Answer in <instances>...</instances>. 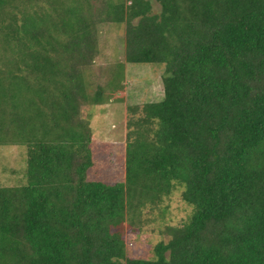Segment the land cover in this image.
Returning a JSON list of instances; mask_svg holds the SVG:
<instances>
[{
    "label": "trees",
    "instance_id": "1",
    "mask_svg": "<svg viewBox=\"0 0 264 264\" xmlns=\"http://www.w3.org/2000/svg\"><path fill=\"white\" fill-rule=\"evenodd\" d=\"M94 1L0 0V145L27 149L0 187V264H264V0ZM105 24L125 63L164 68L114 184L88 179L83 108L109 99L88 78ZM176 187L188 219L128 257L124 222Z\"/></svg>",
    "mask_w": 264,
    "mask_h": 264
},
{
    "label": "rangeland",
    "instance_id": "2",
    "mask_svg": "<svg viewBox=\"0 0 264 264\" xmlns=\"http://www.w3.org/2000/svg\"><path fill=\"white\" fill-rule=\"evenodd\" d=\"M153 13L160 11L157 0H150ZM93 3H97L93 0ZM101 54L88 76L91 89L101 84L106 103L84 106V115H90L92 137L90 147L93 165L88 170V179L108 184L124 180L126 133L129 119L135 112L132 108L163 97V64L125 63L122 53V30L114 24L101 25ZM131 108V110H130ZM25 145H0V187L18 185L25 180ZM182 187H176L156 207L147 205L134 226L124 222V239L127 256L132 258L152 257L153 246L167 241V226L184 223L191 208L181 200ZM139 228V229H135Z\"/></svg>",
    "mask_w": 264,
    "mask_h": 264
}]
</instances>
